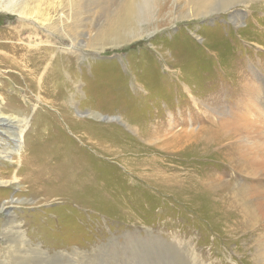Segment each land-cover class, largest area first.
I'll return each mask as SVG.
<instances>
[{"label":"rangeland","instance_id":"rangeland-1","mask_svg":"<svg viewBox=\"0 0 264 264\" xmlns=\"http://www.w3.org/2000/svg\"><path fill=\"white\" fill-rule=\"evenodd\" d=\"M117 1L121 0H84L78 37L82 45L103 24L112 9L109 3ZM155 2L158 10L150 4L143 8L151 17L158 11L159 18L145 23L146 38L120 48H106L88 61H65L58 73L51 74L44 69L34 72L29 65L24 66V61H20L22 71L20 66H13L8 45L19 42L7 38V33L18 31L15 25L19 18L15 13L0 12V56L4 55L0 59V112L16 116L15 126L23 117L30 118L27 149L41 162L38 166L42 171L35 174V168L27 162L21 176L25 189L0 187V205L29 194L34 201L30 206L27 201L20 204L25 211L18 212L16 221L9 219L6 229L1 226L8 214L0 212V231L9 239L2 249H11L13 256L22 255L16 251L30 246L39 248L38 252L57 250L62 253L60 258L71 260V264H101L105 259L108 264H264V220L243 213L261 204L248 195L247 189H253L245 185L247 189L235 188L247 183L244 176L238 175V182L228 184L225 195L216 189L214 200H208L192 189L190 185L195 183L189 175L183 189L161 188L156 183L162 176L161 166L167 174L175 173L164 157L163 161L152 157L159 154L156 146L160 141L155 139L161 137L162 127L171 122L172 128L181 129L189 117L202 113V102L211 103L216 98L237 107L247 93L244 79L261 82L264 0H220L198 18H189L188 10H181L178 0ZM240 2L251 7L240 6L243 14L238 23L228 17L227 10L213 11L219 5L226 9ZM56 5L53 3L51 15L61 10ZM76 72L81 79L78 89L65 75L74 76ZM191 95L198 96L199 101L195 103ZM70 96L77 101L74 108L68 102ZM89 111L100 115H89ZM78 119L89 121L98 141L107 140L110 155L99 148L85 147L94 132L71 131ZM102 127L104 132L99 135L97 130ZM0 129L8 134L14 130L5 125ZM0 137L3 146L7 135L0 133ZM178 155L170 156L174 163L182 164L181 168L188 164L190 169L196 163L205 171L223 168L210 153L208 158L187 152ZM12 160L0 158L3 177L18 164L16 156ZM56 166L60 169L57 176L53 172ZM73 170L79 180L84 174L93 181L80 185L66 174ZM185 172L179 170V176ZM232 194L235 199H228ZM18 219L20 223L26 221L31 243H21L12 228ZM28 260L15 264H28ZM35 263L47 264L48 258Z\"/></svg>","mask_w":264,"mask_h":264},{"label":"bare ground","instance_id":"bare-ground-1","mask_svg":"<svg viewBox=\"0 0 264 264\" xmlns=\"http://www.w3.org/2000/svg\"><path fill=\"white\" fill-rule=\"evenodd\" d=\"M227 1L233 2L234 0ZM178 2L181 3V10H188L189 18H198L200 15H204L209 11H206L207 7L210 8L214 2H220V0H178ZM53 3H56V6L61 8L60 11H57L58 13L56 16L51 15ZM240 3L235 5L232 4L226 9H223L224 7L222 8L219 5V7H216L217 9L213 11L222 12V10H227L228 17H234L238 23V19L243 14L240 11L243 9L241 7H251V5L248 6V3ZM149 4L152 9H159L155 0H121L109 3L108 7H112V9L107 11L108 13L106 18L103 19V24L99 26L93 38L88 39L86 45H84L85 43L82 45L78 37L80 35L81 15L84 13L86 6L84 0H52L51 2H48V0H0L1 13H15L16 17L19 18L17 20L19 24L17 26L15 25V27H18V31L8 32L7 38L9 37L10 39L11 37L13 40L16 38L21 47L13 43L8 45V50L12 53L11 58H8L12 61L14 67L20 66L18 68L19 71H22V64H20V61H24V66L28 67L29 65L33 68V71L35 70L34 72H39L44 69L47 74H49V72L50 74L53 72L58 73L62 69L61 65H64L65 61H73L74 64L81 60L88 61L96 53L106 48L110 49L113 46L120 48L136 40L146 38L148 35V25L145 23H153L154 19H156V21L159 19L157 17L158 11L155 17H151L149 11H146V13L143 11V8H147ZM110 16L111 19H109ZM25 32H27V36L24 35L23 37ZM31 36L35 39L32 40ZM40 37L44 39L41 40ZM90 37L92 36L90 35ZM22 50H24V52ZM89 50L94 53H91ZM165 53L166 52H163L165 57H168L166 56L167 53ZM3 56L2 54L0 59L3 60ZM169 59L167 60L172 62V60ZM65 75L66 80L73 85L74 89H78L79 83H81L79 74L76 72L74 76L68 73H65ZM244 80L245 86H247V93L239 102V106L231 107L227 102H222L223 100L220 102L218 98L212 100L211 103L202 102V113L189 117L181 129H176L174 125V128H172L171 122L169 126L162 127L163 133L159 134L161 137L155 139L156 141H160L156 146L158 149L156 150L159 154L152 157L159 161H163L162 157H164V160L171 164L170 167H172L175 173L167 174L164 171V166H161L159 174L162 176H158L156 181L159 186H162L161 188L167 189L173 186L183 189L182 187L188 182L186 176L189 175L191 179H194L195 183L190 185L192 189L198 191V194H201L208 200H214L212 194L217 193L215 191L216 189H219L220 194L223 195L224 189L226 186L228 187V184L238 182V175L244 176L247 183H240L235 188L247 189L248 187L253 189L251 190L252 192L247 189V193L249 196L253 195L256 199V203H260L261 206L256 210L252 209L251 212L244 209L243 213L253 215L251 216L253 219L261 218L264 220V76L259 84L255 83L253 80ZM51 87L55 88V85ZM191 98L195 103L199 101L198 96L191 95ZM68 102L74 108L77 101L70 96ZM78 113L82 115V112ZM92 113H95L97 116L100 115L98 111H89V115ZM15 117L16 116H7L0 112V127L5 125L14 129L11 134L5 133L3 129H0V133L6 134L8 139L3 146H1L0 142V147L2 148L0 149V158L13 161L12 158L14 155L18 159V164L8 177L0 175V187L2 190H8L12 187H17L16 189L21 190L25 187V183L21 176L23 169L27 166V162L32 168H35V174H42L38 166L41 165V162L32 158L31 149H27L26 129L30 122V118L23 117L22 120L18 121L19 125L15 126L13 121ZM88 122L81 119L76 120L75 123L77 125L73 123L75 126L74 128L73 125L71 126V131L75 133V130L86 129L91 133L94 132L93 137L87 138L88 141L93 140L91 142H86L85 147L88 146L91 149L99 148L100 151L109 153L110 155V152H112L110 149L111 146L106 144L108 143L107 140L104 141L101 139V141H98V138L95 136L97 133L94 131V127ZM97 131L100 135L104 132V129L102 127ZM0 139L3 141L2 137H0ZM108 145L110 148H108ZM186 152L194 157L203 158L210 157L211 155H208L209 153L213 154V158H217L220 162L221 166L219 168H223L218 172L205 171L202 169V166L197 163L196 166L190 169L187 168V166H189L188 164L181 168L182 164H176V162L174 163L171 160V158L173 159L174 157L170 155L176 156L182 153L185 156ZM178 158L179 157H177V159ZM179 170H186L187 172L180 177ZM53 172L57 176L60 174V169L57 167ZM66 174L75 182L78 180L80 185H87L90 181H93L90 175L85 176L84 174H81L79 180L78 172L75 170L66 172ZM27 182L30 183L29 181ZM217 198L220 197L218 196ZM229 198L235 199L233 194L230 195L228 199ZM24 201H27L29 206L34 204L33 196L29 194L27 197L17 196V198L10 200L8 203L6 202L7 205L5 206L3 203L0 205V212L4 211L8 214L1 228H8L10 226V224L7 223L8 220L13 219L12 222L16 221L15 218L18 217V212L25 211L24 209L26 208L19 206L23 204ZM18 220V223L14 224L12 228H15L20 235L19 238L21 243H31L25 229L26 221L24 220V222L20 223V219ZM8 242L9 239L5 237L4 232L0 231V264H2V262L4 264H15L17 261L23 262L28 258V264H32V262L35 263V261L37 263H43L46 258H48L47 264H71V260L60 258L62 253L57 250L53 253L47 251L48 249H42L41 252H38L37 249L39 250V248H31L30 246H28V250L18 249L16 251V253H22V255L13 256L11 254V249L6 250L5 247L2 249V245H6ZM41 254H43L42 257ZM103 261L105 262H101V264H108V260L105 259Z\"/></svg>","mask_w":264,"mask_h":264}]
</instances>
